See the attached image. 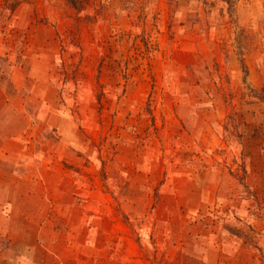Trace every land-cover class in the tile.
I'll list each match as a JSON object with an SVG mask.
<instances>
[{"label": "rangeland", "instance_id": "374dc122", "mask_svg": "<svg viewBox=\"0 0 264 264\" xmlns=\"http://www.w3.org/2000/svg\"><path fill=\"white\" fill-rule=\"evenodd\" d=\"M0 264H264V0H0Z\"/></svg>", "mask_w": 264, "mask_h": 264}, {"label": "trees", "instance_id": "16d2710c", "mask_svg": "<svg viewBox=\"0 0 264 264\" xmlns=\"http://www.w3.org/2000/svg\"><path fill=\"white\" fill-rule=\"evenodd\" d=\"M74 8L81 9L84 0H67Z\"/></svg>", "mask_w": 264, "mask_h": 264}]
</instances>
